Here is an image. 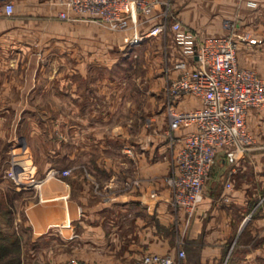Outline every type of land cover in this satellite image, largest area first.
<instances>
[{
	"label": "crops",
	"instance_id": "obj_1",
	"mask_svg": "<svg viewBox=\"0 0 264 264\" xmlns=\"http://www.w3.org/2000/svg\"><path fill=\"white\" fill-rule=\"evenodd\" d=\"M5 1L0 0V168L11 160L14 169L0 174V264H71L75 258L136 264L149 251L175 255L180 238L187 264H264V105L246 116L253 144L234 162L217 152L203 199L187 219L159 179L171 156L162 88L168 74L177 73L166 66L177 59L188 68L196 65L173 32L128 46L131 30H109L78 16L63 0H13L10 13ZM169 2L196 40L229 32L228 19L235 34L247 31L257 38L239 40L236 57L264 78V0ZM131 63L145 70L149 82L123 80ZM127 87L150 110L145 127L135 133L122 125L108 127ZM176 106L196 108L202 101L185 94ZM192 129L180 127L173 134ZM64 136L73 143L71 159L80 148L90 156L118 142L140 175L156 177L154 183L101 198L88 180L56 173L66 154ZM90 159L108 174L106 186L112 185L110 158ZM223 194L228 200L220 199Z\"/></svg>",
	"mask_w": 264,
	"mask_h": 264
},
{
	"label": "built area",
	"instance_id": "obj_2",
	"mask_svg": "<svg viewBox=\"0 0 264 264\" xmlns=\"http://www.w3.org/2000/svg\"><path fill=\"white\" fill-rule=\"evenodd\" d=\"M78 16L98 22L109 30H131L127 39L131 46L145 38L173 32L184 54L195 60L188 68L185 60L177 59L166 66L177 70L167 76L164 87L165 111L168 117L167 134L173 147L174 168L166 178L170 190V203L183 207L189 219L204 196V182L215 161L216 154L223 150L227 159L234 162L253 144V136L247 128L246 116L252 107L264 105V78L254 70L241 66L236 57L239 40L251 43L257 38L249 32L234 33V22L225 20L229 32L196 40L194 33L183 27L172 12L170 2L165 0H63ZM13 0H6L4 10L10 13ZM65 17V12H60ZM149 23L147 30H141ZM185 94L198 96L202 106L179 109L178 97ZM193 126L183 136L173 131L180 127ZM3 171V172H2ZM0 170V174L13 172ZM65 172V171H64ZM231 186L230 182L226 183ZM150 197L158 196L155 189ZM221 200H228L223 194ZM183 243V239L178 240ZM184 248L175 255L149 251L142 254L136 264H185ZM71 264H94L88 260L72 259Z\"/></svg>",
	"mask_w": 264,
	"mask_h": 264
},
{
	"label": "rangeland",
	"instance_id": "obj_3",
	"mask_svg": "<svg viewBox=\"0 0 264 264\" xmlns=\"http://www.w3.org/2000/svg\"><path fill=\"white\" fill-rule=\"evenodd\" d=\"M165 1L169 2V0H165ZM168 60L169 58L168 59L166 58V60L164 59V64L165 62L167 63ZM132 62H135L134 59H132ZM130 65H131L130 68L132 69H129V67L127 68L129 71L127 73V76L125 77V79L123 78V80L125 81L128 80L131 81L132 83H137V84L141 82L143 83L149 82L148 78L145 77V73H144L145 70L142 67H139L138 65L134 66L133 63H131ZM137 73H139L138 77L135 78ZM165 83L163 84V88H162L163 93H164ZM132 89L133 88L127 87L129 93L127 91L126 98L123 97L124 99H122L118 109L111 114L112 119L109 121V126H108L110 130L116 125H122L126 127L131 133H135L139 131L142 127H145L146 119H147L146 117L147 115H149L150 110H147L142 106L144 105V103H140L141 97L131 96L130 91H132ZM134 101L138 102V104L134 105ZM64 108H67V106L64 105ZM118 144H119L118 142H112L107 152L100 151V152H96L95 154H91L90 156L87 155L88 153H86L85 151L82 152L80 148V152L78 154L75 153L77 154L76 158L71 159L70 150L72 149L71 145H73V143H71V138L69 136H64L63 152H66V154L63 157H61V160H59V162H57L58 168L56 170L57 171L56 173L66 178H72V179L82 178L88 180L92 191L95 194L99 195L101 198L109 195L134 192L136 190H139L140 187H143L145 183H151V182L154 183L156 177H147L140 175L135 167V164L132 161H129V158L120 151ZM169 147L171 148L169 168L166 173L162 174L159 177V179H161V181L166 186H167L166 178L172 175L174 168L173 147H171L170 145ZM95 156L100 158L107 156L112 161V167L110 168V171L112 173L110 174H111V178L112 177L115 178V180H113L111 183L112 185L106 186L105 181L107 177H109L108 174H105V172L98 170L94 167L93 161H91L90 158L94 159ZM11 166L13 167V162L10 160L6 163L7 170H9ZM1 169L2 168H0V170ZM5 175H7V173H5ZM152 188L157 190L155 186H153ZM177 248H183L182 243L177 242ZM185 264H187L186 261Z\"/></svg>",
	"mask_w": 264,
	"mask_h": 264
}]
</instances>
